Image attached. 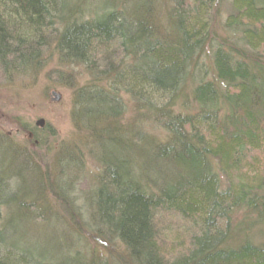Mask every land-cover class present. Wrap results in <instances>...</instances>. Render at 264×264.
Returning <instances> with one entry per match:
<instances>
[{
    "label": "trees",
    "instance_id": "obj_1",
    "mask_svg": "<svg viewBox=\"0 0 264 264\" xmlns=\"http://www.w3.org/2000/svg\"><path fill=\"white\" fill-rule=\"evenodd\" d=\"M51 55L87 75L71 117L98 144L91 214L81 223L69 201L67 155L53 169L1 146L0 264H264V0H0L1 82ZM123 97L135 114L126 125ZM28 135L42 149L55 132ZM7 176L20 182L13 192ZM43 182L53 204L32 200ZM47 206L57 213L40 220ZM173 219L184 223L181 252L175 235L167 242ZM83 228L94 242L84 254L70 239Z\"/></svg>",
    "mask_w": 264,
    "mask_h": 264
},
{
    "label": "rangeland",
    "instance_id": "obj_2",
    "mask_svg": "<svg viewBox=\"0 0 264 264\" xmlns=\"http://www.w3.org/2000/svg\"><path fill=\"white\" fill-rule=\"evenodd\" d=\"M86 80L87 75L82 68L75 66H71L69 68L62 67L59 65L56 55H51L48 61H46L38 71L32 73L31 75H26L22 78L11 77L5 82H1L2 79H0V132L12 137L14 139L13 144L16 148H20V146H24L26 144L28 147L30 146L33 148V150H35L36 148L32 146L28 133L22 131L21 128L17 127V125H21V123H23L25 128H30L31 130L36 129V131L39 132L41 128H38L40 127L39 125H37L38 127L34 125L35 121L37 119H43L45 121V124L55 132V135H49L47 138L46 144L42 148L45 151L43 159H45L46 156L45 161L47 162V165L51 166L52 161L56 162L57 157L67 155V159L60 160L62 161V164L65 163L66 160H68L67 163H69L65 164L67 166H65V169L62 168L66 171L65 174L68 178L72 177V184L69 187V196L72 200L69 201L73 202L76 209H78L82 214L80 215L82 220H80L81 223L84 222V224L88 221V214H91V209L86 203L87 196L89 195L88 192L97 184L95 179L97 178L96 176L100 171V166H98V163L94 160V157L90 156L88 153L92 147L96 149L98 144L92 142H87L85 144L84 141L88 139L85 137L86 133H83V131L80 133L77 132V129L73 126L71 117L73 88L84 84ZM52 92H56L60 96L59 100H52ZM73 101L75 102V100ZM122 103L123 106L119 122L122 125H126L127 123L130 124L133 116L135 115L134 110L131 108L129 102L126 101L125 97L122 98ZM80 115H83L84 118H87L88 111L85 108H81ZM89 117L91 118V116ZM102 127L100 128L98 126V131L101 133L107 132L106 134H108V129L104 131ZM142 127H144L145 131L148 130V132L154 136L153 138L155 140L156 138H160L161 132L154 125L143 123ZM106 134H104V136ZM2 148L3 147L0 146V150H2ZM46 148H48L47 151ZM38 150L39 149L35 150L37 151L35 152L36 156H38V153H41L38 152ZM59 150H61V153L56 156ZM63 151L69 152L64 153ZM4 158H6V156H4L3 159ZM10 159L11 158H8L10 161V166H8V169L11 167V172H13L15 168L13 165H11ZM24 162L26 164L28 160H25ZM19 164L20 162L18 165ZM28 164H30V162H28ZM40 165V169L43 174V172L46 170V167H43L41 163ZM51 167L53 169L56 168L54 166ZM51 167H47V169L50 171ZM23 174L25 182H28V180L33 178L30 171H27V173L23 172ZM38 176L41 179L43 178L41 174ZM13 178H10V176H7V179L4 178L7 185L10 186V192H13V186L20 184V182L14 178V185ZM220 178V182L223 184V177L220 176ZM50 179L54 181L53 176ZM46 183H41L42 185L39 186V189L33 191L34 196L32 200L36 203H52V194L48 190V182ZM1 200H19V198L10 194H5L2 196ZM49 209V206H47V210L45 213H42L43 216L40 217V220H42V218H47L46 212L47 214L50 212V216H52L51 214L56 215L57 212L56 210H53L54 208H51L50 210ZM3 210L4 209H2V213ZM31 221L33 222L35 220L28 219L25 222L28 223ZM35 223L28 225L30 226L29 228H31V226L34 230L40 228V225L35 227ZM51 223H55L56 225H61V227H64V223L61 224L57 221H51ZM170 223L172 225L173 231L172 235L170 234V236L167 238L168 240H166L167 242L170 241L169 239H172L175 235L178 239L175 240L171 248L173 252H181L184 249V245L187 244L185 242V234L183 233L184 223H181L179 219H173ZM52 226L53 228L55 227V225ZM40 230H42V227ZM82 231L83 233L81 235L83 237L80 236L81 238H78L77 235V237L70 239L73 240V247H71V249L74 248L76 252L78 251L84 254L85 252L87 253L91 251L94 242H91V240L88 239V236V238L86 236L84 237V234L89 233L88 230L83 228ZM183 239H185V241ZM69 249L70 248L63 252V254H66L67 252L69 254Z\"/></svg>",
    "mask_w": 264,
    "mask_h": 264
},
{
    "label": "bare ground",
    "instance_id": "obj_3",
    "mask_svg": "<svg viewBox=\"0 0 264 264\" xmlns=\"http://www.w3.org/2000/svg\"><path fill=\"white\" fill-rule=\"evenodd\" d=\"M52 97H53V95H52ZM121 117V116H120ZM120 117H119V121H120ZM39 119H37L36 121H35V123H34V125L36 126V127H38L37 125V121H38ZM120 123V122H119ZM47 125L45 124V121H44V125L43 126H40V127H38V128H45ZM17 127L18 128H23L24 127V124L23 123H21V125H17ZM25 128V127H24ZM25 130H27L28 131V133H30L31 134V129L30 128H25ZM41 132V131H40ZM47 133H49V131H45V134H47ZM13 138L12 137H10L9 135H7V134H4V133H2V132H0V146H3V147H5V146H8L10 143H12L13 142V140H12ZM20 151L23 153V155H24V157H23V159L24 160H28V162H30V161H33V162H38V161H42V160H45V159H43V157H44V154H45V151L43 150V149H39L38 150V152H41L40 154H42V155H40L39 153H38V156H36L35 155V152H37V151H35V150H33V148L32 147H28L26 144L24 145V146H20ZM91 192V190H89V193ZM91 195H93V192H92V194ZM78 220V219H77ZM74 233H75V230L73 231ZM73 233V234H74ZM76 235V234H75Z\"/></svg>",
    "mask_w": 264,
    "mask_h": 264
},
{
    "label": "water",
    "instance_id": "obj_4",
    "mask_svg": "<svg viewBox=\"0 0 264 264\" xmlns=\"http://www.w3.org/2000/svg\"><path fill=\"white\" fill-rule=\"evenodd\" d=\"M52 95H53V99L52 100H55V101L59 100L60 96L56 92H52ZM37 124L39 126H43L44 125V120L43 119H39L37 121Z\"/></svg>",
    "mask_w": 264,
    "mask_h": 264
}]
</instances>
